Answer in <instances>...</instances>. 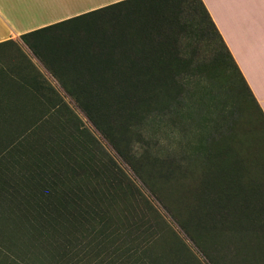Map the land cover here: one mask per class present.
<instances>
[{"label": "trees", "instance_id": "obj_1", "mask_svg": "<svg viewBox=\"0 0 264 264\" xmlns=\"http://www.w3.org/2000/svg\"><path fill=\"white\" fill-rule=\"evenodd\" d=\"M132 3H142L139 9L146 13L121 29L119 35L86 45L73 40L52 53H38V60L63 92L26 58H19L7 71L0 69V86L4 84L11 90L5 96L23 101L15 104L17 107L0 108V151L9 141L26 140L24 136L30 132L24 131L25 121L18 118L26 117V110L61 109L58 104L65 98L74 101L102 133L109 130V125L113 128L140 120L146 113L163 112L183 88L181 78L201 66L182 55L187 44L181 36L193 31L200 32L212 48L215 65L233 73L237 87H242L264 125L261 109L201 0H123L21 39L27 46L42 45L45 41L36 38L41 33ZM185 13L190 16V24L180 21ZM35 129L39 128L33 126L30 131ZM51 134V139L38 136L26 140V155L14 160L18 173L9 170L0 175V185L9 180L12 197L25 199L34 194V189H42V200H0L6 214L19 218L29 241L39 248L28 254L33 264H190L176 240L166 241L158 231L160 221L144 213L136 200H110L120 188L110 181L111 169L95 155L84 131L76 125L68 129L58 122ZM214 140H209L200 154L203 164L212 167L204 173L199 192L191 195L196 207L188 210L233 264H254L256 253L264 254V189L258 188L260 183L244 179V174L233 172L236 156L229 161L233 165L230 169L220 163L218 156L210 161L209 148ZM228 144L232 148L229 140ZM35 146L37 151L33 152ZM5 159L0 158V164ZM48 172L53 173L52 182ZM211 192L217 195L216 200H211ZM180 226L200 247L197 236ZM246 239L253 246L251 257L242 251Z\"/></svg>", "mask_w": 264, "mask_h": 264}, {"label": "rangeland", "instance_id": "obj_2", "mask_svg": "<svg viewBox=\"0 0 264 264\" xmlns=\"http://www.w3.org/2000/svg\"><path fill=\"white\" fill-rule=\"evenodd\" d=\"M141 4L118 5L67 22L37 36L45 41L42 45L25 44L20 49L3 46L0 59L11 60L19 56L30 60L38 70H44L38 53H52L73 40L86 45L100 43L109 35H119L121 29L129 27L137 20L136 17L146 13L139 9L143 7ZM180 21L184 25L191 23L186 13ZM181 38L183 44H187L182 55L201 66L181 78L183 88L174 95L176 101L172 106L164 108L163 112L146 113L140 120L113 128L109 125L106 133L97 130L85 112L67 98L58 104L61 109H28L26 117L18 118L25 121L24 131L30 132L24 136L26 140L38 136L44 139L50 136L51 139L53 125L58 122L68 129L76 125L91 140L95 155L108 164L112 172L110 181L121 190L110 200H136L144 213L160 221L158 231L164 234L166 241L176 240L190 264H233L229 255L200 229L195 214L192 216L190 213L197 205L191 195L199 192L204 173L212 167L203 164L200 154L209 140L218 139L209 148L210 161L218 156L220 163L230 169L233 165L229 161L236 156L237 167L233 172L244 174V179L260 183L262 186L258 188L264 189V125L242 87H237L233 73L228 74L215 65L212 48L207 46L203 35L193 31ZM8 108L13 107L9 105ZM33 126H37L38 131H30ZM26 140L9 141L4 145L0 158H6V162L0 164V175L9 170L18 173L14 160L26 155ZM32 151H37V146ZM47 178L52 182L53 173L48 172ZM8 183L1 182L0 200L43 199L41 187L34 189L31 197L22 199L16 194L17 197H12L13 191L8 188ZM210 198L216 200L217 195L211 192ZM10 217L5 207L0 206V264H33V257L28 254L37 252L39 248L29 241L19 218ZM180 224L197 236L200 247L186 236ZM252 248L246 239L242 251L247 257H251ZM256 256L259 261H254V264H264V254L260 252Z\"/></svg>", "mask_w": 264, "mask_h": 264}, {"label": "crops", "instance_id": "obj_3", "mask_svg": "<svg viewBox=\"0 0 264 264\" xmlns=\"http://www.w3.org/2000/svg\"><path fill=\"white\" fill-rule=\"evenodd\" d=\"M120 1L0 0V48L11 45L20 49L25 45L23 35ZM201 2L264 115V0ZM17 62L19 57L0 59V69L7 71ZM39 71L63 92L46 69ZM9 91L4 84L0 86V108L17 107L15 104L23 102L5 96Z\"/></svg>", "mask_w": 264, "mask_h": 264}]
</instances>
